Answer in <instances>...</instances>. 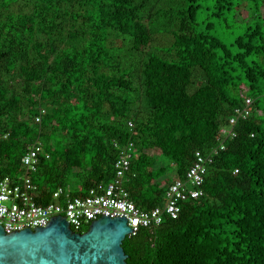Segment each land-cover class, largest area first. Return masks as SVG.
Instances as JSON below:
<instances>
[{"label": "trees", "instance_id": "16d2710c", "mask_svg": "<svg viewBox=\"0 0 264 264\" xmlns=\"http://www.w3.org/2000/svg\"><path fill=\"white\" fill-rule=\"evenodd\" d=\"M246 97L203 196L127 236V264H264V0H0V168L40 142L39 203L110 181L132 143L130 197L161 206Z\"/></svg>", "mask_w": 264, "mask_h": 264}, {"label": "built area", "instance_id": "2783aa9c", "mask_svg": "<svg viewBox=\"0 0 264 264\" xmlns=\"http://www.w3.org/2000/svg\"><path fill=\"white\" fill-rule=\"evenodd\" d=\"M251 104L252 99L246 97L242 105L234 109V115L229 118V127L219 131L218 145L208 153L195 152L193 162L184 177L175 179L167 187L163 204L147 210L135 205L126 188L127 173L133 158L132 143L119 148L114 161L115 173L110 181L93 185L85 195L71 196L63 188H58L51 193L47 202L42 203L37 201L40 188L31 176L36 172L38 154L43 148L38 141L31 143L21 158L23 170L19 174L11 177L5 175L0 168V226L6 233L25 228L35 229L45 227L51 217L62 215L71 229L78 232L102 216L124 217L132 229L131 236L140 228L160 225L165 218L175 220L183 203L203 196L202 186L209 165L219 151L225 150V138L232 139L236 136L234 125L239 118L246 119L250 115ZM45 112L44 108L40 109L35 117L36 123L41 122ZM129 125L132 126L131 123ZM6 137L7 135H3V138Z\"/></svg>", "mask_w": 264, "mask_h": 264}, {"label": "water", "instance_id": "95a60500", "mask_svg": "<svg viewBox=\"0 0 264 264\" xmlns=\"http://www.w3.org/2000/svg\"><path fill=\"white\" fill-rule=\"evenodd\" d=\"M132 233L124 217H100L84 232L62 215L45 227L6 233L0 226V264H127L122 243Z\"/></svg>", "mask_w": 264, "mask_h": 264}, {"label": "rangeland", "instance_id": "374dc122", "mask_svg": "<svg viewBox=\"0 0 264 264\" xmlns=\"http://www.w3.org/2000/svg\"><path fill=\"white\" fill-rule=\"evenodd\" d=\"M162 176L158 177V182L159 183H163L166 179H172L174 177V171L169 169V170L166 171L165 176H163V177Z\"/></svg>", "mask_w": 264, "mask_h": 264}]
</instances>
